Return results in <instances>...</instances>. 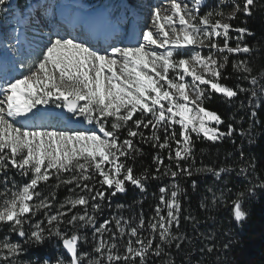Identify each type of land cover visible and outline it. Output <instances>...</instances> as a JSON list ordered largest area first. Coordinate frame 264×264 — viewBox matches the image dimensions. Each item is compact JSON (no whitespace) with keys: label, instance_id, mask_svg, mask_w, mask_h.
Returning a JSON list of instances; mask_svg holds the SVG:
<instances>
[{"label":"snow or ice","instance_id":"6c2138e0","mask_svg":"<svg viewBox=\"0 0 264 264\" xmlns=\"http://www.w3.org/2000/svg\"><path fill=\"white\" fill-rule=\"evenodd\" d=\"M225 2L219 0L218 7ZM201 3L202 0H193L190 6L184 0H167L153 7L151 24L142 31V40L124 47L111 44L97 49L60 29L50 32L39 50L31 46L26 35L23 39L15 36V45L0 38V47L5 48L0 52V183L3 184L0 226L7 225L26 242L41 243L46 238H58L68 259L58 260L57 264H105V261L137 264V260L138 264H146L150 252L159 257L165 244L181 239L172 232V227L178 228L180 224L181 207L177 199L180 189L176 184L171 186L170 195L167 188H159V204L147 220V228L159 238L155 247L154 237L141 238L146 223L143 216L127 232L128 221L114 218L113 232L112 220L98 223L94 214L101 210V202L126 192L128 184L145 191L148 179L168 175L175 179L178 173L190 176L191 166L182 167L181 161L193 155L192 133L216 142L234 132L232 125L226 132L220 131L222 118L203 104L211 93L228 99L237 96V91L220 83L221 70L227 62L224 53L250 52L248 46L239 43L240 37L235 47L229 41L231 31L240 36L251 33L243 27L233 28L226 21L234 19L235 12L250 15L254 0H244L242 8L235 4L233 14L227 16L222 10L199 15ZM8 5L9 0H0V6ZM200 47H207L209 54L204 56L195 51ZM17 65L26 71L18 73ZM196 67L201 71H196ZM233 70L247 73L244 79L251 76L253 86L259 83L246 61L234 62ZM187 77H191V83ZM260 89L264 91V83ZM73 120L94 128H72ZM176 125H179L178 131ZM122 129H126V136L121 135ZM144 130H150V134ZM161 131L163 137L159 135ZM134 138L159 149L153 157L154 173L144 169L134 174L133 166L126 163L141 152ZM166 149L168 160H175L176 170L164 167L161 171L164 161L160 153ZM9 166L21 176L29 177L27 182L18 185L13 180L9 189L10 177L6 174ZM207 171L213 172V169ZM220 174V171L214 172L216 176ZM53 178L54 188L75 185L68 191L74 193L80 189L82 194L70 195L58 202L55 192L45 195L38 190ZM244 195L238 194L233 201L232 211L237 222L247 215L241 203ZM77 206L83 212L69 217ZM41 211L48 226L34 223L26 231L24 225ZM64 224L71 226V233L62 230ZM80 229H91L93 239L100 238L91 249L99 258L81 249L80 242L87 237L80 235ZM109 232L111 244L103 239ZM125 235L127 245L121 253L117 251L116 241ZM213 250L208 248L209 252ZM22 251L20 243L5 240L0 244V253L4 254L0 264H18L15 258Z\"/></svg>","mask_w":264,"mask_h":264},{"label":"trees","instance_id":"16d2710c","mask_svg":"<svg viewBox=\"0 0 264 264\" xmlns=\"http://www.w3.org/2000/svg\"><path fill=\"white\" fill-rule=\"evenodd\" d=\"M25 1L16 0V3L23 6ZM98 2L113 5L116 0ZM243 3L244 0H238L241 8ZM250 11V15H245L243 11L236 12L235 18L228 21L233 28L243 27L251 33L240 36L235 31L230 32V35L240 37L242 46L246 45L251 50L248 53H225L227 62L221 70L220 83L237 91V96L228 99L211 93L203 104L222 118L220 131L226 132L228 126L232 125V135L212 142L192 134L193 155L181 161L182 167L191 166L190 176L178 173L175 179L170 175L157 180L148 179L145 191L128 184L126 192L117 193L113 198V204L121 206L122 210H130L137 217L147 219L152 213L149 201L159 192V188H166L170 182L179 186L180 224L178 228H173H176L175 234L181 239L165 244L159 257L148 254L146 264H264V91L260 89V84L264 83V0H254ZM203 12L204 9L201 15ZM237 42L232 43L231 39L229 45L235 47ZM240 61H246L251 75L257 76V85L250 83L251 76L244 79L247 73L233 70V63ZM253 91L256 92L255 96L252 95ZM144 131L150 134L149 130ZM121 135L126 136V129H122ZM159 135L163 137L164 133L161 131ZM134 144L141 152L126 163L133 166L134 174L144 169L154 173L156 164L153 157L159 149L153 148L150 143H141L137 138H134ZM160 155L164 161L161 171L164 167L176 170L175 160L169 161L167 158V149ZM207 169H213V172ZM215 171H220V176L214 175ZM6 174L10 177L8 187L13 180L20 185L29 179L10 166ZM54 184L52 179L46 185L41 184L38 190L45 195L55 192L59 201L61 187L54 188ZM0 187L3 189L2 183ZM69 188L64 186L63 192ZM240 193L245 194L241 203L247 215L237 222L232 208L233 201ZM101 205L106 207V200ZM185 217L191 219L186 220ZM27 227V224L24 225L25 229ZM0 228H4L7 236L11 232L7 225ZM177 243L180 244L179 248L176 247ZM209 247L214 250L209 252Z\"/></svg>","mask_w":264,"mask_h":264},{"label":"rangeland","instance_id":"374dc122","mask_svg":"<svg viewBox=\"0 0 264 264\" xmlns=\"http://www.w3.org/2000/svg\"><path fill=\"white\" fill-rule=\"evenodd\" d=\"M29 1V0H27ZM32 1V0H31ZM30 1V2H31ZM72 2L79 4L83 8H86L85 10H91V11H97L100 8H104V11L106 13L105 19H103L101 22L95 24L93 28L99 32V33H104L106 32L107 26L111 28H116V36L115 39L112 40L111 44H115L116 46L124 47L128 45L127 43H120V39L122 37L130 35L132 33L131 28L135 27L137 25L138 27V41L142 40V31L145 30L146 26L151 24V10L153 7L160 6L162 4L167 3V0H116L115 4H104L103 7L100 5L98 0H71ZM71 1L69 3L71 4ZM184 2L188 3L190 6L193 3V0H184ZM126 3L128 4L126 7ZM219 0H202L201 6L199 8V15H201V10L204 9L203 15L207 13L209 10H222L225 14L231 15L233 14L234 11V5L238 4V0H226V2L218 7ZM130 5L136 10L138 15H134L132 13V10L130 9ZM207 6V9L205 10V7ZM236 13V12H235ZM163 15V13H162ZM124 16L129 17L132 16L130 19L129 24L126 27H122L120 24L123 23L124 21ZM107 18V21H106ZM218 18V17H214ZM139 19V20H137ZM137 20V21H135ZM228 22V21H226ZM6 29V26L3 27V30ZM133 30L135 28H132ZM136 30V29H135ZM4 33V31H2ZM49 34V33H48ZM46 34V35H48ZM35 35L36 39H39V35ZM45 35V34H44ZM232 39V43L237 42V37L236 34L230 35ZM48 38V37H47ZM47 38L44 37V40L42 41V44L46 43ZM137 42V41H136ZM134 43V41L132 42ZM219 43H223L222 38L219 40ZM230 43V41H229ZM97 49H101L102 47L96 46ZM110 47L108 48V51H110ZM186 52H190L191 49H186ZM195 51L200 52L202 55L207 56L209 54V49L207 47H200L196 48ZM213 54L219 56V53H215L213 50ZM225 55V53H224ZM21 71H26V70H21ZM196 71H201L200 68L196 67ZM19 73V71H18ZM188 83H191V77L186 78ZM201 87H206V86H201ZM54 111H61L60 109H53ZM137 115H139L137 113ZM82 120V118H79ZM135 119V116H134ZM74 122H77L76 120H73ZM81 127L88 128L89 130H92L94 128V125H89L86 122L81 124L80 122H77ZM131 124V121L129 122ZM175 127L179 128V125H176ZM150 132V130H149ZM194 136H196L195 133H192ZM202 136V135H200ZM198 137V136H197ZM203 137V136H202ZM204 138V137H203ZM175 147V144L174 146ZM67 175V174H65ZM53 182L56 183L55 178H53ZM18 184V183H17ZM19 185V184H18ZM173 183H169L168 186L166 187L169 190V195L171 192V186ZM68 186L71 188H75V185H61V197L58 202H63L66 197L70 195H75V194H82L80 193V189H75L74 193H70L69 191L63 192V187ZM12 188V185L9 187V189ZM1 189V187H0ZM2 190V189H1ZM159 196L160 193L158 192L155 196H152V199L149 201V205L152 206V213L147 217V219L144 217L146 223L145 227L141 231V238L142 239H147L149 237H154V243L153 247H155L156 243H159V238L158 235H154L151 233V230L147 228V220L150 219L153 216L154 208L159 204ZM113 197H110L109 200H106V207L101 205V210L96 212L94 215L96 216V219L99 222H103L105 219L112 220L113 223L111 224V229L114 232L115 230V222L114 218H122L123 220L128 221V225L125 226L126 232L130 230L131 226H135L139 223V218L141 216H136L134 213H132L130 210H122L121 206H116L113 203ZM92 201H90V204ZM110 204V206H109ZM70 207V206H69ZM67 208L65 209V211ZM46 211V210H45ZM91 211V209H89ZM76 212H83V209L81 206H77V208L72 209V212L69 213V217ZM52 214H55V209L52 210ZM34 223H42L44 227H47V221L45 219V216L43 214V211L37 213L34 216H31V219L26 223L28 227L25 229L26 231L30 230L32 228V225ZM25 224V225H26ZM175 227V226H173ZM172 227V232L174 235L176 228ZM62 230H65L69 233H71L72 228L71 226L64 224L61 225ZM81 236H86L87 239L83 240L80 242V247L81 249L88 250V252L92 255L93 258H99L96 256V254L91 252L92 245L94 243H97L99 241V237L96 238V240L93 239L92 236V230L91 229H80L79 230ZM7 232H5L4 228H0V244H2L5 240H7L10 243H20L22 245L23 251L15 258L18 261V264H45L47 261L48 264H57L58 260H67L68 258L66 257L63 248H62V242L56 238V237H51V238H46L43 242L41 243H35V242H26L25 239L20 238L16 233H9V235H6ZM111 232L106 233L103 237L104 240H106L109 244H111L113 241L110 239ZM117 236L119 235L118 233L116 234ZM45 236L47 237V233H45ZM177 236V235H176ZM134 239V238H133ZM127 240L128 237L125 235L124 237H120L116 243L118 244L117 251L123 253L124 248L127 245ZM135 247H139V245H134ZM151 254V252L149 253ZM3 253H0V258L3 257ZM152 255V254H151ZM138 262V260H137ZM105 264L107 262L105 261Z\"/></svg>","mask_w":264,"mask_h":264},{"label":"bare ground","instance_id":"6f19581e","mask_svg":"<svg viewBox=\"0 0 264 264\" xmlns=\"http://www.w3.org/2000/svg\"><path fill=\"white\" fill-rule=\"evenodd\" d=\"M37 3H38V0H32L31 1V5H32L31 7L37 6ZM77 8H78V6H77ZM85 9L86 8H82V9L78 8V9L75 10L74 14L77 17H83L85 19V23L88 26H90V27L91 26L93 27L95 24L101 22L106 17V13L104 11V8H100L97 11H91V10L88 11V10H85ZM136 15H138V13H136ZM132 28H135L136 30L135 29L133 30ZM132 28H131L132 33L130 35H128V37L127 36L122 37V39H120V43L129 44V43H132L133 41H135L136 36L138 35L137 27L135 26V27H132ZM93 33H94V31H89V35H90L89 38H91V39L93 38L94 39V37L92 36ZM114 33H116V28H111V27L107 26L106 32H104L102 34L96 31L95 34H96L97 37H96V39L94 41H92L90 43L94 47V46H96L98 44L97 43L98 40H100L102 43H99V44L101 46L104 45L103 48H105L108 45H110V43H107L105 45L104 40H108L110 38L112 39ZM114 39H115V37H114ZM136 41H138V39ZM111 43H112V41H111Z\"/></svg>","mask_w":264,"mask_h":264},{"label":"water","instance_id":"95a60500","mask_svg":"<svg viewBox=\"0 0 264 264\" xmlns=\"http://www.w3.org/2000/svg\"><path fill=\"white\" fill-rule=\"evenodd\" d=\"M66 115H67V114H66ZM62 248H63V247H62ZM63 251H64V253H65L66 257L68 258L67 254H66V250H64V249H63Z\"/></svg>","mask_w":264,"mask_h":264}]
</instances>
